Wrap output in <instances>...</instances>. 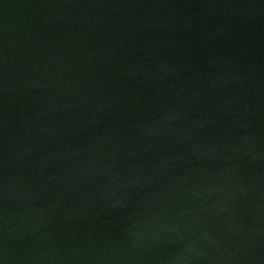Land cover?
Returning <instances> with one entry per match:
<instances>
[{
	"label": "water",
	"instance_id": "95a60500",
	"mask_svg": "<svg viewBox=\"0 0 264 264\" xmlns=\"http://www.w3.org/2000/svg\"><path fill=\"white\" fill-rule=\"evenodd\" d=\"M0 264H264V0H0Z\"/></svg>",
	"mask_w": 264,
	"mask_h": 264
}]
</instances>
